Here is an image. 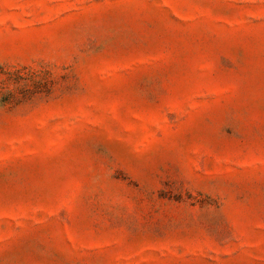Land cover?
Instances as JSON below:
<instances>
[{"label": "rangeland", "instance_id": "obj_1", "mask_svg": "<svg viewBox=\"0 0 264 264\" xmlns=\"http://www.w3.org/2000/svg\"><path fill=\"white\" fill-rule=\"evenodd\" d=\"M0 264H264V0H0Z\"/></svg>", "mask_w": 264, "mask_h": 264}]
</instances>
